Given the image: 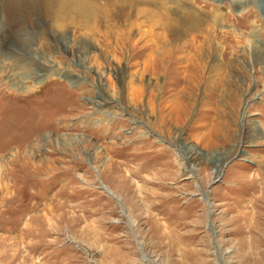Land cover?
Instances as JSON below:
<instances>
[{"label":"rangeland","instance_id":"rangeland-1","mask_svg":"<svg viewBox=\"0 0 264 264\" xmlns=\"http://www.w3.org/2000/svg\"><path fill=\"white\" fill-rule=\"evenodd\" d=\"M194 1L251 12L225 27L264 57V0ZM41 11L0 8V264H264V58L240 83L151 65L133 89L136 61Z\"/></svg>","mask_w":264,"mask_h":264},{"label":"bare ground","instance_id":"bare-ground-1","mask_svg":"<svg viewBox=\"0 0 264 264\" xmlns=\"http://www.w3.org/2000/svg\"><path fill=\"white\" fill-rule=\"evenodd\" d=\"M0 8L15 17H30L40 8L50 29L62 32L61 41L80 33L85 46L107 44L111 61H136L138 68L128 82L133 89L134 80H142L150 68L157 73L151 65L159 66L161 76L182 75L190 82L204 79L214 84L230 74L239 82L253 69V62L264 58L255 53L245 32L226 30L225 18L232 16L223 7L205 8L194 0H0ZM232 18L246 25L251 21L246 29L255 28L251 12ZM43 41L52 40L45 34ZM125 48L133 53L121 56L118 51ZM43 77L35 78L34 84H40ZM12 84L14 93L21 90L23 98L35 100L29 97L35 89H26L20 80ZM7 110L0 108V112Z\"/></svg>","mask_w":264,"mask_h":264}]
</instances>
